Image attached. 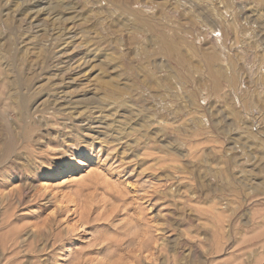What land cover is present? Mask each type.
I'll return each instance as SVG.
<instances>
[{
    "label": "rangeland",
    "instance_id": "1",
    "mask_svg": "<svg viewBox=\"0 0 264 264\" xmlns=\"http://www.w3.org/2000/svg\"><path fill=\"white\" fill-rule=\"evenodd\" d=\"M0 264H264V0H0Z\"/></svg>",
    "mask_w": 264,
    "mask_h": 264
}]
</instances>
